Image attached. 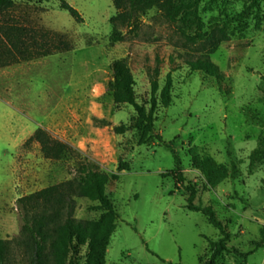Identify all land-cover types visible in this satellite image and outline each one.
I'll list each match as a JSON object with an SVG mask.
<instances>
[{
	"label": "rangeland",
	"instance_id": "obj_1",
	"mask_svg": "<svg viewBox=\"0 0 264 264\" xmlns=\"http://www.w3.org/2000/svg\"><path fill=\"white\" fill-rule=\"evenodd\" d=\"M83 17L77 20L61 8L60 0H14L0 15V27L26 28V43L53 44L63 37L69 50H57L28 61L0 67V240L11 241L8 264H30L32 245L22 231L27 208L19 202L44 188L68 181L79 171L76 152L51 159L36 140L39 129L68 143L101 170L119 178L105 193L119 212L117 229L105 264H201L211 255L210 240L222 237L202 211L189 208V192L169 171L177 168L172 149L159 141L139 144L141 132L115 128L130 125L137 111L113 98L116 59H125L134 76L136 100L151 107V79L159 66L160 89L173 73V99L164 107L157 93L155 130L166 143L173 142L183 167L185 184L197 189L195 204L212 207L230 235L229 245L248 258L225 252L216 264H264V157L251 170L250 157L264 139V22H255L224 41L210 58L224 73L222 79L192 71L190 60L202 56L204 41L188 39L183 23L168 21L155 7L132 24L117 30L113 41V0H66ZM246 0H205V30L226 26ZM43 31L49 32L42 38ZM27 34V35H26ZM57 37L52 41V38ZM48 42V41H47ZM42 49V48H41ZM232 171L214 185L192 165L191 150ZM129 169L120 171V163ZM75 217L99 220V202L76 196ZM88 247L73 255L74 264H88Z\"/></svg>",
	"mask_w": 264,
	"mask_h": 264
},
{
	"label": "trees",
	"instance_id": "obj_2",
	"mask_svg": "<svg viewBox=\"0 0 264 264\" xmlns=\"http://www.w3.org/2000/svg\"><path fill=\"white\" fill-rule=\"evenodd\" d=\"M61 8L69 11L77 20L83 21L80 12L68 1L60 0ZM205 0H113L118 13L112 17L114 25L113 41H120L123 35L117 30L122 23H134L142 14L155 7L163 11L165 18L170 22L180 20L184 30H189V41L197 44L204 41L206 52L188 63L192 71H201L208 76L222 79L224 73L210 58L222 42L230 40L237 32L241 33L255 22V28L260 29L264 22V0H246L243 8L233 14L226 26L214 29L211 32L205 30L206 21L204 13L212 10V7H203ZM15 5L14 0H0V15L4 14ZM27 29L14 25L3 24L0 27V67L14 63L28 61L41 55H48L57 50H69V42L63 37L53 44L48 40L30 47L24 40ZM27 35V34H26ZM49 32L43 31L41 37L48 38ZM42 48V49H41ZM113 69V98L116 104L133 105L137 111L134 123L120 125L115 128L117 133H124L128 129H137L141 132L139 144L151 145L159 141L169 146L176 158L177 168L169 171L167 175L173 176L179 187L189 192V208L202 211L208 216L210 222L220 229L222 237L219 240H210L211 255L201 264H216L223 253H233L242 258H248L251 251L243 252L235 246L229 245L230 235L225 225L216 216L212 207H202L195 204L197 189L194 184H185V176L181 160L173 148V142L166 143L162 136L155 130V111L158 107L157 93L160 91V100L164 107H169L173 99V73L166 76L165 85L160 89V68H155L152 75V99L151 107L140 104L136 100L134 91V76L125 59H116L112 64ZM264 80V76H263ZM30 140H36L41 145L46 157L59 159L65 155L78 153L82 158L79 162V171L74 178L44 188L29 196L21 197L19 202L27 208V214L23 216L22 231L27 233L31 240L32 257L30 264H74L73 255H76L83 246L88 247V264H105L108 247L111 238L117 229V220L120 215L113 201L106 195V185L112 180H117V174H110L89 160V157L80 151L51 136L45 129L39 128ZM192 165L200 170L206 180L217 185L229 177L237 176V167L233 165L230 171L226 165L218 163L211 156H205L196 148L191 150ZM264 157V139L250 157V166L259 162ZM120 171L128 170V163H120ZM76 196L87 197L99 202L98 208L103 210L99 220H81L75 217ZM256 248H264V240L254 243ZM11 241L0 240V264H8Z\"/></svg>",
	"mask_w": 264,
	"mask_h": 264
}]
</instances>
